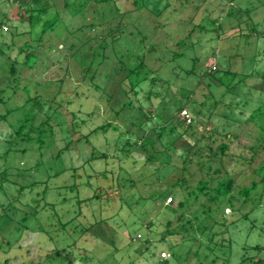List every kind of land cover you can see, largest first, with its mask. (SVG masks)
I'll list each match as a JSON object with an SVG mask.
<instances>
[{"label":"rangeland","instance_id":"obj_1","mask_svg":"<svg viewBox=\"0 0 264 264\" xmlns=\"http://www.w3.org/2000/svg\"><path fill=\"white\" fill-rule=\"evenodd\" d=\"M135 1L0 0V264H264V190L196 197L260 180L264 0Z\"/></svg>","mask_w":264,"mask_h":264},{"label":"trees","instance_id":"obj_2","mask_svg":"<svg viewBox=\"0 0 264 264\" xmlns=\"http://www.w3.org/2000/svg\"><path fill=\"white\" fill-rule=\"evenodd\" d=\"M110 0H96V2L100 3V2H109ZM88 2V0H87ZM136 3H138V1L136 0L135 1ZM86 4V3H85ZM85 4H82L85 5ZM66 7H68V5L66 4ZM31 10H29V8L27 7L26 9V12L29 13ZM31 15V14H30ZM33 18V16L31 15V19ZM32 21V20H31ZM52 28V27H51ZM184 41H180L179 44L183 43ZM152 50H153V47H151ZM22 53L24 52V50H21ZM145 62H142L139 66H137V68H132V70L130 71V76L132 78L136 77V75H138L139 77V70H138V67H140L141 69L145 66ZM217 68H214L213 71H215ZM212 72V70H211ZM11 73L12 74H16L17 73V69L15 67H12V70H11ZM147 75V74H146ZM139 80V79H138ZM137 80V81H138ZM148 81V78H141V80H139L138 82H147ZM264 115V112H263V109L262 108H259L257 110L254 111L253 114H251L249 116V121L251 122V120H254L260 116H263ZM256 123V122H255ZM256 125L258 127H260L261 129V138L264 139V124L262 125V123H256ZM25 126H22L19 131H18V134H23L24 133V129ZM105 126H101L99 128H97L95 131L99 130V129H104ZM170 131L171 133L174 131V126H171V128H167L164 132L160 131L158 134H157V140L158 141H161L163 136L168 132ZM226 135H229L230 136H233L234 138H238V135H236L235 133H230V132H225ZM143 142L141 143V147H142V150L147 154L148 152V148L151 147V146H154L156 145V140L154 138H146L142 140ZM153 148V147H152ZM229 146L228 144L226 143H222L220 146H219V150H220V153L221 155H224L226 153V151L228 150ZM147 159L149 161H152L153 159V155H149L147 154ZM167 162V161H166ZM185 167L182 168V170L186 171V166H187V161L185 160ZM208 169V174H210L212 172L213 175H218L221 173V170L220 169H216V170H212V167L211 165H208L207 167ZM256 174L260 177V180L259 181H256V180H253L251 182L250 185H248L247 187H243L239 190V192L237 193V196L234 195V191L236 189V185H237V182L227 176L223 179H219L217 180L216 182V185L214 188H211L210 186V182L209 181H200L199 182V185L196 187L197 190L200 192L197 197V200L199 199L200 197V194H205L207 195L210 199V202L212 203H215L216 201L220 200V199H223V202H228V208L230 207H235V202L238 200V198H245V203L247 202V200L250 199L251 197V194L255 191H262L264 190V161L260 164V166L255 170ZM178 184V183H177ZM186 184L187 182L184 180L180 183V185H174L173 187L174 188H177L178 186L184 190H189V188H186ZM262 189V190H261ZM172 193H168L166 194L164 197H162V201L164 202V204H166V200L171 197ZM264 196L263 193L260 194V197L259 199L262 200V197ZM175 197V196H174ZM177 198L178 200V204L177 206L179 208H184L185 206V201L182 200L181 198L178 199V197H175ZM171 205V204H170ZM212 207L209 206V211H211ZM171 221L169 222L168 224V227L171 226ZM141 238V236H140ZM166 239H163V241H165ZM146 243L145 244H149L150 240H147L145 241ZM147 247V246H146ZM149 248V247H148ZM171 256V255H170ZM258 263L262 264L263 262L260 260L258 261Z\"/></svg>","mask_w":264,"mask_h":264},{"label":"built area","instance_id":"obj_3","mask_svg":"<svg viewBox=\"0 0 264 264\" xmlns=\"http://www.w3.org/2000/svg\"><path fill=\"white\" fill-rule=\"evenodd\" d=\"M183 116H184V119L187 120L189 123L192 121V118L190 116V114L186 113V112H183ZM174 202V198L173 197H169L167 200H166V204L167 205H170V204H173ZM140 237V236H139ZM170 258V254L166 253V252H162L160 254V259L161 261H164L166 262L167 259Z\"/></svg>","mask_w":264,"mask_h":264}]
</instances>
